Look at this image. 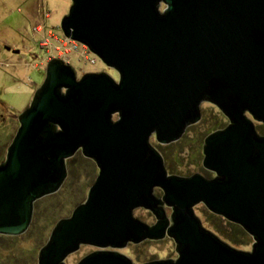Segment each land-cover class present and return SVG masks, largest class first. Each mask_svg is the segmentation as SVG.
<instances>
[{
	"label": "water",
	"instance_id": "water-1",
	"mask_svg": "<svg viewBox=\"0 0 264 264\" xmlns=\"http://www.w3.org/2000/svg\"><path fill=\"white\" fill-rule=\"evenodd\" d=\"M60 28L118 78L76 79L63 61L46 63L0 163V235L28 229L34 202L59 190L80 150L97 175L37 264H66L82 245L97 250L76 264H134L115 249L167 237L177 257L143 264H264V135L254 125L264 124V0H71ZM203 102L228 120L203 139L201 165L215 176L168 175L150 138L177 141ZM199 203L249 234L251 250L205 229Z\"/></svg>",
	"mask_w": 264,
	"mask_h": 264
},
{
	"label": "rangeland",
	"instance_id": "rangeland-1",
	"mask_svg": "<svg viewBox=\"0 0 264 264\" xmlns=\"http://www.w3.org/2000/svg\"><path fill=\"white\" fill-rule=\"evenodd\" d=\"M70 4L71 0H0V163L18 127L17 115L29 105L44 79L47 58L61 60L58 57H61L63 50L59 54L55 47L61 45L65 37L60 22ZM76 55L72 53L69 56L73 68H82L86 72L103 71L116 77V73L97 57L94 64H88L78 60ZM79 72L83 73V70ZM200 113V121L187 127L177 141L157 146L159 144L154 137L150 138L151 145L161 153L168 174L181 177L194 173L208 178L214 176L201 165L203 139L207 134L224 128L228 120L208 102L201 103ZM112 118L116 119V115ZM254 125L264 135V124L254 122ZM97 172L95 163L85 158L80 150L76 151L70 158V170L59 190L34 202L33 211L36 209L39 212V218L36 220L32 215L28 229L21 235H0V264H7L9 256L18 264H37V252L47 241L52 227L84 201ZM154 194L158 197L162 195L159 189H155ZM165 211L167 215L170 214L169 208L166 207ZM193 212L205 229L229 243L231 230L228 220L218 216L214 223L206 222V215L210 212L202 203L196 204ZM133 216L149 225L155 221L154 216L143 208L134 209ZM36 223L34 231H30ZM245 236L241 235L242 242L234 246L238 250L250 251L253 239L247 233ZM174 249L173 240L166 238L146 240L115 250H122V255L130 256L132 263L143 264L153 260L175 259L177 254ZM96 250V247L82 245L81 250L67 256L66 264H76L83 256Z\"/></svg>",
	"mask_w": 264,
	"mask_h": 264
},
{
	"label": "built area",
	"instance_id": "built-area-1",
	"mask_svg": "<svg viewBox=\"0 0 264 264\" xmlns=\"http://www.w3.org/2000/svg\"><path fill=\"white\" fill-rule=\"evenodd\" d=\"M55 48L59 50V54L63 50V54L58 58L64 62H69L71 60L69 56L72 53L77 54L76 57H78V60L85 61L88 64H94L96 62V56L92 54L84 44H80L79 42L69 38L63 37L61 45L56 46ZM44 60L46 61V59ZM50 60V57L47 58V61Z\"/></svg>",
	"mask_w": 264,
	"mask_h": 264
},
{
	"label": "trees",
	"instance_id": "trees-1",
	"mask_svg": "<svg viewBox=\"0 0 264 264\" xmlns=\"http://www.w3.org/2000/svg\"><path fill=\"white\" fill-rule=\"evenodd\" d=\"M157 146H161V145H157ZM66 168H67V171L70 170V159L66 160ZM33 218L35 217V219L37 220L39 218V212L35 209L33 211ZM218 218L217 215L215 214H212V213H207L206 215V222L212 224L214 223V221ZM38 223H36L34 225V227L31 229L30 228V231H34V229L36 228L35 226H37ZM228 226L230 227V230H231V236L228 238V242L229 244L231 245H238V243L242 242V240L240 239L241 238V235L243 237H246V233L245 231L237 224H234V223H231V222H228ZM216 228V227H214ZM8 261H6L7 264H18V262L14 261V259L12 257H8L7 259Z\"/></svg>",
	"mask_w": 264,
	"mask_h": 264
},
{
	"label": "flooded vegetation",
	"instance_id": "flooded-vegetation-1",
	"mask_svg": "<svg viewBox=\"0 0 264 264\" xmlns=\"http://www.w3.org/2000/svg\"><path fill=\"white\" fill-rule=\"evenodd\" d=\"M165 8H166V4L163 2V1H160L159 2V11L160 12H163L164 10H165ZM48 61H46L45 62V64L47 63ZM84 63H86L85 61H83ZM65 64H68L72 69H73V72H74V74H75V77H76V79H79L83 74H86V73H97V72H86L84 69H75V68H73V66L71 65V60L69 61V62H64ZM83 70V73H80L79 71H82ZM111 76V75H110ZM112 77V76H111ZM117 74H116V77H113V79L115 80V81H117ZM223 115V114H222ZM114 116V115H113ZM117 117V116H116ZM225 117V116H224ZM226 118V117H225ZM227 119V118H226ZM190 125H188L187 127H189ZM187 127H186V129H187ZM186 129H185V131H186ZM185 131H184V133H185ZM183 133V134H184ZM160 145V144H159ZM168 145V144H167ZM205 171H207V170H205ZM167 172V171H166ZM208 172H210V171H208ZM213 173V172H212ZM168 174V173H167ZM214 174V173H213ZM168 175H170V174H168ZM204 176V175H203ZM214 176H215V174H214ZM213 176V177H214ZM206 178H208L207 176H205ZM212 177V178H213ZM155 190V189H154ZM212 232V231H211ZM213 233V232H212ZM216 235V234H215ZM168 238V237H167ZM171 239V238H170ZM225 242V241H224ZM130 243V242H129ZM227 243V242H226ZM228 245H230L231 247H233V248H235V249H237L235 246H233V245H231V244H229V243H227ZM108 250V249H107ZM110 250V249H109ZM112 250V249H111ZM171 260H173V259H171Z\"/></svg>",
	"mask_w": 264,
	"mask_h": 264
}]
</instances>
